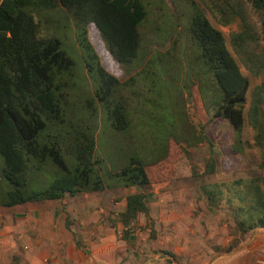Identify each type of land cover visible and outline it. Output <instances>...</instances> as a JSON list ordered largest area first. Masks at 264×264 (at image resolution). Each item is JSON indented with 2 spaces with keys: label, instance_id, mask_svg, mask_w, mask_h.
Wrapping results in <instances>:
<instances>
[{
  "label": "trees",
  "instance_id": "trees-1",
  "mask_svg": "<svg viewBox=\"0 0 264 264\" xmlns=\"http://www.w3.org/2000/svg\"><path fill=\"white\" fill-rule=\"evenodd\" d=\"M209 1L215 4L225 26L241 20L243 29L233 34L232 42L244 49L250 37L246 14L234 0ZM248 1L256 10L264 11V0ZM171 2L176 17L170 19L174 36L166 56L173 61V74L186 75L191 83L185 97L184 139L178 136L177 126H173L171 138L179 145H189L191 139L196 144L206 142L212 149L206 128L216 119H224L233 128L232 151L242 154L247 146L249 80L230 52L223 32L213 26L199 5L188 0L183 9L178 0ZM46 11H62L74 23L94 83L91 92L89 87L79 89L76 62L64 50L62 41L41 36L36 15ZM148 16L143 0L0 1V155L4 160L0 179L10 186L0 206L61 201L107 190H144L154 184L152 167L159 169L162 179L172 178L169 141L165 155L153 166L133 153L128 163L107 173V179L105 162L96 155L101 114L112 132L131 129V115L119 94L123 87L133 85L135 78L122 83L103 67L89 41L88 29L95 26L113 57L121 65L132 67L141 59V27ZM155 55L148 66L160 64L166 73L163 55ZM81 93L90 95L83 98ZM263 106L264 84L253 91L248 115L257 133V146L264 154ZM260 169L262 175L249 180L202 186L209 209L214 211L226 204L233 215L234 229L241 236L264 230V157ZM215 172L216 163L211 158L205 175ZM152 199L151 193L130 194L122 223L128 226L143 214L152 224Z\"/></svg>",
  "mask_w": 264,
  "mask_h": 264
},
{
  "label": "rangeland",
  "instance_id": "rangeland-1",
  "mask_svg": "<svg viewBox=\"0 0 264 264\" xmlns=\"http://www.w3.org/2000/svg\"><path fill=\"white\" fill-rule=\"evenodd\" d=\"M178 1L181 8L185 9V2L188 0ZM193 1L205 12L213 26L223 32L230 52L249 80V99L245 109L247 118L245 152L236 154L232 151L233 128L230 122L224 119H216L206 128L205 134L211 140L212 149L206 142L196 144L194 139H191L189 145L185 142L179 145L173 141L171 138L173 126L178 127L177 134L184 139L183 129L187 126L184 117L187 110L185 97L191 89L190 80L186 75L173 74V61L166 56L174 36L170 19L174 20L176 12L171 0H143L149 16L141 27L144 46L141 59L136 66L121 65L109 51L96 27L92 25L88 29L89 41L103 67L122 83H127L132 77L135 78L133 85L123 87L119 94L131 115V129L126 133H114L104 114H101L96 155L105 162L103 173L107 179V173L128 163L133 153L153 166L152 163L165 155L169 141L173 176L170 180L162 179L159 169L152 167L150 171L154 184L144 190L131 188L97 193V198L101 199L98 203H102L104 209L107 204L106 197L109 196H113L117 200H114L116 206H120L117 204L118 201H126L132 193L153 194L149 206L156 226L155 223L149 224L143 214L139 215L140 220L132 222L126 230L124 225L120 224L122 220L115 221L116 227H123L119 229L125 239L130 234L137 233L140 240L145 242L142 246L131 250L129 256L133 258H131L133 264H216L218 257L227 254L229 249L234 251L226 258L228 262L237 260V264H264V230L258 229L241 236L234 229L233 215L229 207L222 204L212 211L208 207L207 198L202 193L204 185L249 180L262 175L260 164L264 154L257 146V133L251 127L248 115L253 91L264 84V11L260 12L253 8L248 0H234L235 5L246 14L250 26V37L244 49H240L233 44L232 36L242 31L241 20L238 18L232 25L225 26L215 4L209 0ZM36 20L40 23L42 37H56L62 41L64 50L76 62L79 89L84 90L89 87L91 92L94 83L90 78L84 53L77 41L78 31L74 23L62 11H46L36 15ZM159 53L163 55L161 57L167 65L166 73L163 72L160 64L153 63L148 66L150 61L154 60L155 54ZM206 81L208 82V77ZM194 91L198 92L197 89ZM82 93L83 98L90 95V93ZM212 97L213 95L208 96L210 100ZM115 98L118 99L116 95ZM211 158L216 163V172L205 175ZM3 169L4 160L0 155V174ZM9 190L8 183L0 179V201L6 197ZM90 196L50 202L78 204L91 198ZM141 223L144 226L139 225ZM153 229L155 231L151 232L150 230ZM165 247L172 248L175 253L164 251ZM202 248L207 250L206 257H202ZM124 263L125 261L122 264Z\"/></svg>",
  "mask_w": 264,
  "mask_h": 264
},
{
  "label": "crops",
  "instance_id": "crops-1",
  "mask_svg": "<svg viewBox=\"0 0 264 264\" xmlns=\"http://www.w3.org/2000/svg\"><path fill=\"white\" fill-rule=\"evenodd\" d=\"M89 195L86 201L71 205L42 202L13 208L0 206V264H133L131 250L145 242L137 233L125 239L119 229L122 226L115 225L127 201H118L120 206H116L117 200L109 196L103 209L97 194ZM129 225H124L125 230ZM164 249L175 253L172 248ZM233 251L229 249L218 257L216 264H237V260L226 261ZM201 253L207 256L203 248Z\"/></svg>",
  "mask_w": 264,
  "mask_h": 264
},
{
  "label": "built area",
  "instance_id": "built-area-1",
  "mask_svg": "<svg viewBox=\"0 0 264 264\" xmlns=\"http://www.w3.org/2000/svg\"><path fill=\"white\" fill-rule=\"evenodd\" d=\"M0 1H2V0H0Z\"/></svg>",
  "mask_w": 264,
  "mask_h": 264
}]
</instances>
